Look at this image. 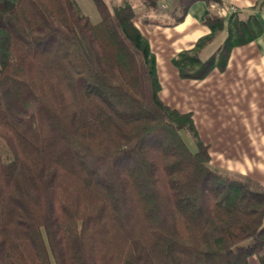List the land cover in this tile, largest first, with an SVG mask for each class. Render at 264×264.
Returning <instances> with one entry per match:
<instances>
[{
    "label": "trees",
    "instance_id": "16d2710c",
    "mask_svg": "<svg viewBox=\"0 0 264 264\" xmlns=\"http://www.w3.org/2000/svg\"><path fill=\"white\" fill-rule=\"evenodd\" d=\"M93 2L97 24L75 0H0V264H264V185L212 167L193 115L160 98L130 1ZM205 24L172 60L181 79L224 72L262 32L255 16Z\"/></svg>",
    "mask_w": 264,
    "mask_h": 264
},
{
    "label": "crops",
    "instance_id": "0c3cea01",
    "mask_svg": "<svg viewBox=\"0 0 264 264\" xmlns=\"http://www.w3.org/2000/svg\"><path fill=\"white\" fill-rule=\"evenodd\" d=\"M178 1L158 0L156 9L148 12L145 5L139 0V9L143 11L141 18L159 21V24L152 28L141 21L144 29L138 28L148 39L156 56L157 72L162 87L160 92L168 85L175 88L180 87L182 83L196 85L197 88L203 87L211 79L210 77L201 81L181 79L178 70L172 64V60L177 54L193 49L200 39L211 34L210 28L205 24L208 15L216 14L223 17L226 26L233 14L238 15L241 20L255 16L261 25L262 32L255 40L232 50L224 73L217 74V71H214L211 77L223 78L217 81L215 88L206 85L209 87L208 96L206 95V100L205 96H202L204 100L200 106L206 108L211 105V108L216 104L211 101L217 100L227 109L229 117V120L222 123L216 113L207 111L205 115L212 137L201 136V140L217 141L220 150L233 151L228 153L232 155L231 161L237 160L236 155H242L245 145L242 147L239 142H252V154H249L252 157V165L238 172L264 185V0H215L213 3L207 0H198L191 4L181 21L175 22L173 12ZM162 7H166V10L162 11ZM219 36H223L225 39L227 32L224 31ZM206 50L207 48L202 53L203 59L210 56L205 54ZM205 89L206 87H203L200 90L201 95L204 94ZM192 94L196 96L197 92ZM214 94H216L215 97ZM160 97L166 102L161 93ZM168 105L173 109H178ZM179 112L193 115L192 111ZM193 119L196 123V119L194 117ZM200 131L202 130L200 129ZM260 158L262 160L257 163V159ZM214 166L220 168L218 165ZM235 168H232L233 171L236 170ZM223 169L232 171L230 168ZM248 264H261V262L257 256H253L249 259Z\"/></svg>",
    "mask_w": 264,
    "mask_h": 264
},
{
    "label": "rangeland",
    "instance_id": "374dc122",
    "mask_svg": "<svg viewBox=\"0 0 264 264\" xmlns=\"http://www.w3.org/2000/svg\"><path fill=\"white\" fill-rule=\"evenodd\" d=\"M75 1H76L77 5L79 6L81 12L84 15L88 16L94 24H97L100 22L101 17H100V15H99L96 7H95L93 0H75ZM105 1L107 2L109 7L111 8V10H113L114 6H118V5H121L123 3V0H105ZM129 1L134 6L136 12L141 15L143 13V11H140V9H139V0H129ZM165 8L166 7H162V11H165L166 10ZM141 17L142 16H138L135 19V22L138 25V27H141L142 29H144L142 27V24H141V21H142ZM223 41H224L223 36H219L215 40V42L207 48L205 54H208V55L213 54L216 51V49L222 44ZM214 71H217V74L225 72V71L220 72L218 69H216ZM214 71L211 72L210 75H208V77H210L211 79H209V81L205 84V86H203V87H206L203 95L200 94V90L203 89V87L197 88L196 85H187L188 83H186V84L182 83L180 87L177 86L175 88L172 85L171 86L168 85L165 89H163V91H162L163 93L160 92L162 94L164 100L168 104H170L171 106L178 108L177 110L183 111V112H187V111L193 112V115H194L193 117L196 119L195 126H196V129L198 131L200 140H201V136H204L206 138H208V136L212 137V134L209 133L210 128L207 125V117L205 115V113L207 111L212 112V113L213 112L216 113V115L218 117H220V121L222 123H225L226 120H229V117L227 114V109L222 104L218 103L217 100L213 99L211 101L213 103H216L215 105L212 104L214 106H212L211 108H210L211 105H209V107H206V108H202L200 106L204 100V98H202V96H205V100H206V95L208 94L207 92L209 91L208 90L209 87L215 88L217 85V81H220L223 78V77H211L212 74L214 73ZM188 81H191V80H188ZM192 81H201V80H192ZM206 85L209 87H207ZM161 90H162V87H161ZM196 92H197V95L194 96L192 93H196ZM215 95L216 94H214V97H215ZM200 97H201V100H200ZM195 99H197V100H195ZM166 102H164V103L166 105H168ZM211 102H210V104H211ZM200 129L202 131H200ZM184 138L188 142L190 147L195 150L196 149V143H195V140L192 138V136L188 133H184ZM201 141L206 146L209 147V154L211 157L210 165L212 167L217 168L223 172H229V173L236 174L239 176H246L242 173H239L238 171L244 170L245 167L252 165V157L249 155V154H252V142H239V144H241L242 147L245 145V147L242 149V155L241 154L236 155L237 160L231 161L230 157L232 155H229L228 153H232L233 151L231 152V150H230V151L226 152L224 150H220L219 145H218L219 142H217V141L212 142L210 139H207L204 141L201 140ZM235 148L237 149L236 146H235ZM261 160H262V158L257 159V161H258L257 163H259ZM212 163L214 165L220 166V168L214 166ZM221 167L230 168V169L235 168V167H237V168H235L236 169L235 171H233V169H232V171H229V170H224ZM246 177H249V176H246ZM249 178H251V177H249Z\"/></svg>",
    "mask_w": 264,
    "mask_h": 264
}]
</instances>
